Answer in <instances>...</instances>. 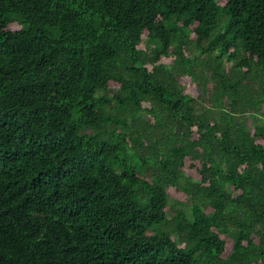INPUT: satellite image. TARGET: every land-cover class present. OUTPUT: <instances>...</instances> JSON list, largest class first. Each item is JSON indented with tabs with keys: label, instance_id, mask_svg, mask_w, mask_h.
Masks as SVG:
<instances>
[{
	"label": "trees",
	"instance_id": "obj_1",
	"mask_svg": "<svg viewBox=\"0 0 264 264\" xmlns=\"http://www.w3.org/2000/svg\"><path fill=\"white\" fill-rule=\"evenodd\" d=\"M0 264H264V0H0Z\"/></svg>",
	"mask_w": 264,
	"mask_h": 264
}]
</instances>
